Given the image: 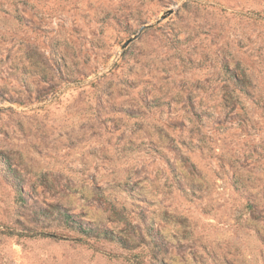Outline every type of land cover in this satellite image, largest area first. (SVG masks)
I'll return each instance as SVG.
<instances>
[{
    "label": "rangeland",
    "instance_id": "1",
    "mask_svg": "<svg viewBox=\"0 0 264 264\" xmlns=\"http://www.w3.org/2000/svg\"><path fill=\"white\" fill-rule=\"evenodd\" d=\"M25 4L32 11L0 10V264H264V0ZM141 53L153 57L146 70ZM170 86L188 105L177 119L101 106L119 100L118 87L127 100ZM107 111L149 114L174 147L207 149L191 159L230 188V203L212 208L230 224L185 236L175 175L173 206L164 184L138 204L118 192L121 162L101 171ZM189 219L203 223L196 211Z\"/></svg>",
    "mask_w": 264,
    "mask_h": 264
},
{
    "label": "crops",
    "instance_id": "2",
    "mask_svg": "<svg viewBox=\"0 0 264 264\" xmlns=\"http://www.w3.org/2000/svg\"><path fill=\"white\" fill-rule=\"evenodd\" d=\"M33 1V0H31ZM30 0H0V10H6L13 14L15 11L28 13L32 11L25 4ZM153 59L151 54H138L137 61L139 66L146 70L147 62ZM165 62V61H164ZM149 76L152 75L151 63H149ZM163 67V68H162ZM159 71L166 75L171 76L172 69L163 65ZM155 69V68H154ZM153 69V70H154ZM179 70H176V72ZM163 89V88H162ZM167 99L162 97L157 90L150 88L143 89L139 88L136 92H133V96L129 99H125L124 87H118L119 100H104L101 102L102 108L109 110L110 106H116V108H134L142 110H153L161 109L165 111V115H169L170 119H177L180 110L184 111L188 105H183L178 100V94L182 93L178 91L177 87L167 88ZM187 92L186 89H184ZM178 93V94H177ZM163 99H166L163 101ZM178 113V114H177ZM188 113V112H187ZM184 114L188 116V114ZM104 118V133H102L101 140L103 143L101 151V171H107L111 173L115 169V165L112 162V158L115 156L121 163L118 164L125 170L128 171V180L124 188L122 184H116L114 188L116 190L125 192L133 203H140L141 196L147 199L151 197L150 192L156 193L157 184L163 185V193L165 198L168 200L167 203L170 205L176 204L171 194L172 181L179 180L181 183L182 199L184 214L182 216L181 231L186 236L189 231H202L207 229H213V223L215 222H227L230 224L231 215H220L213 211V206L217 204L230 203L232 198L230 188L226 187L225 184H214L208 176V172L201 170L200 166L191 159V155L194 152L206 153L207 149L203 146L194 149L193 147H174L173 134L169 131H161L158 133L156 130V122L151 120L149 114L145 117H122L120 114L115 116L110 114L109 111L105 113ZM183 115V114H180ZM179 115V116H180ZM184 121L188 123V120ZM207 131L208 128L205 127ZM182 139L189 141H196L200 139V136L188 133L186 131L181 134ZM112 148L113 151H109ZM114 153V154H113ZM169 160L170 165L167 164ZM95 162V161H94ZM93 162V163H94ZM117 162V161H116ZM173 163V164H172ZM174 165V166H173ZM217 170V166H213ZM106 173V174H107ZM219 177H216L217 181ZM130 183V184H129ZM169 186V187H167ZM154 188V189H153ZM153 189L148 193V190ZM227 191V192H226ZM159 195L161 189L158 190ZM170 192V193H169ZM150 195V196H147ZM225 194L228 196H225ZM149 200V199H148ZM201 207V208H200ZM196 211L198 219L203 221L202 225H195L193 221L189 219V213ZM200 211L202 213H200ZM189 236V235H187Z\"/></svg>",
    "mask_w": 264,
    "mask_h": 264
},
{
    "label": "water",
    "instance_id": "3",
    "mask_svg": "<svg viewBox=\"0 0 264 264\" xmlns=\"http://www.w3.org/2000/svg\"><path fill=\"white\" fill-rule=\"evenodd\" d=\"M167 13H170V10L167 12ZM142 29V28H141ZM140 29V30H141ZM136 36L134 35L133 37H131V38H129L128 40H126L124 43H123V45H122V47H126L127 45H128V43L132 40V39H134Z\"/></svg>",
    "mask_w": 264,
    "mask_h": 264
}]
</instances>
